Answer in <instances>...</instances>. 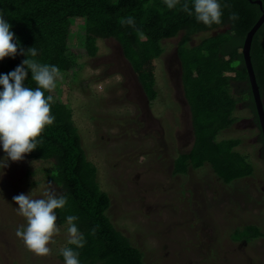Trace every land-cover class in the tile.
Wrapping results in <instances>:
<instances>
[{
  "label": "rangeland",
  "instance_id": "1",
  "mask_svg": "<svg viewBox=\"0 0 264 264\" xmlns=\"http://www.w3.org/2000/svg\"><path fill=\"white\" fill-rule=\"evenodd\" d=\"M217 31L196 33L189 43ZM69 32L73 66L59 71L51 94L72 109L86 157L110 197V220L143 252V264H264V236L231 239L235 228L248 224L264 233V146L258 121L244 120L254 118L250 109L237 103L234 122L216 139H240L235 149L252 164V175L225 184L208 163L175 174L176 157L193 142L175 51L180 34L161 41L164 51L154 59L156 95L150 98L115 38H97V54L90 57L82 44L83 20L75 19ZM51 168L50 160L24 155L3 170L0 264H64L59 250L67 244L66 223L57 225L47 255L29 250L15 235L26 220L13 196L44 198L45 188L61 193L47 179Z\"/></svg>",
  "mask_w": 264,
  "mask_h": 264
},
{
  "label": "trees",
  "instance_id": "2",
  "mask_svg": "<svg viewBox=\"0 0 264 264\" xmlns=\"http://www.w3.org/2000/svg\"><path fill=\"white\" fill-rule=\"evenodd\" d=\"M183 2L180 0V4ZM188 3L191 8V0ZM180 4L168 9L164 0H0V15L10 24L23 48L37 49L35 57L27 58L55 65L62 72L73 66L67 43L70 26L75 19H82L86 54L90 57L97 54V38H115L150 98L156 95L154 59L164 51L161 41L180 34L177 55L193 142L189 151L176 157L173 172L186 173L190 167L208 163L216 176L228 184L253 174L252 164L235 149L240 139L218 140L216 135L234 122L235 106L245 98V69L239 48L256 20L258 6L249 0H220L221 23L205 26L182 11ZM233 13L236 18L230 19ZM128 17L134 20L132 26L122 23ZM212 30L218 31L195 44L189 43L194 34ZM259 40L257 36L252 40L250 54L257 83L264 90V43ZM17 53L0 61V73L13 70L25 59L19 49ZM234 83L239 95L231 91ZM24 84L37 87L30 71ZM43 91L45 97L52 96L51 90ZM50 115L54 116L53 123L45 125L37 137L42 142L24 155L28 159L51 161L47 179L60 187L59 195L67 198L63 208L54 210L56 224H65L68 215L78 217L74 223L85 240L83 247L75 249L80 264H143V252L110 220L107 213L110 197L101 190L96 166L86 157L72 109L67 103L52 99ZM233 235V240L249 241L264 233L256 225L248 224L235 228ZM59 258L63 260L60 254Z\"/></svg>",
  "mask_w": 264,
  "mask_h": 264
},
{
  "label": "clouds",
  "instance_id": "3",
  "mask_svg": "<svg viewBox=\"0 0 264 264\" xmlns=\"http://www.w3.org/2000/svg\"><path fill=\"white\" fill-rule=\"evenodd\" d=\"M166 8L173 9L180 0H164ZM181 10L189 16H194L197 22L205 26L221 23L220 0H188L180 4ZM230 19H235L231 14ZM129 26L134 24L132 17L122 21ZM19 54L24 55L20 64L7 73H0V177L9 161H20L27 154L37 148L42 142L37 137L45 125H51L54 116L50 115V102L53 97H45L43 90H52L56 86V78L60 75L55 65L41 64L35 59L37 49L34 47L23 48L10 30V24L0 15V61L5 57L13 58ZM30 71L31 79L37 87H26L24 82L26 74ZM44 198H31L28 194H18L12 197L17 205L16 211L25 218L26 225L16 229L15 235L22 239L25 246L38 255H47L50 252L46 245L54 233L59 231L56 224L57 215L54 210L61 209L66 204V196L57 195L55 190L45 188ZM75 215L65 217L67 244L73 247H62L59 254L63 257L64 264H80L79 253L75 249L83 247L85 240L74 221Z\"/></svg>",
  "mask_w": 264,
  "mask_h": 264
},
{
  "label": "water",
  "instance_id": "4",
  "mask_svg": "<svg viewBox=\"0 0 264 264\" xmlns=\"http://www.w3.org/2000/svg\"><path fill=\"white\" fill-rule=\"evenodd\" d=\"M249 1L257 3L260 6V8L262 7L261 0H249ZM263 22H264V10L261 11L259 17L246 32L242 42L241 54H242V61L247 71L251 93L255 104V110L258 117V125L261 131V136L264 144V108L261 102L258 85L255 79V75L250 60V46H251L252 37ZM121 53H122V49H121ZM122 56L124 57L123 53Z\"/></svg>",
  "mask_w": 264,
  "mask_h": 264
},
{
  "label": "flooded vegetation",
  "instance_id": "5",
  "mask_svg": "<svg viewBox=\"0 0 264 264\" xmlns=\"http://www.w3.org/2000/svg\"><path fill=\"white\" fill-rule=\"evenodd\" d=\"M261 3H262V7L261 8L256 3L257 6H258V15H257L256 19L261 14V11L264 10V0H261ZM256 36L259 37V39H260L259 41L261 43H264V22L261 24V26L255 32V34L252 37V40L255 39ZM251 43H252V41H251ZM241 47H242V44H241V46L239 48V52L240 53H241ZM175 51H176V56L178 58L177 48H176ZM250 51H251V46H250ZM262 55L264 57V51H263V54ZM241 58H242V54H241ZM178 60H179V58H178ZM250 60H251V54H250ZM239 64H238V66H239ZM242 65L244 66V69H245V79L243 80V89L245 90V93H244L245 98L244 99H241L237 103H240L241 102V104H243V106H244L245 109L246 108L250 109V111L254 114V118H244V120H248V121H258V117H257L256 110H255V104H254V100H253V97H252L251 88H250V84H249V80H248V76H247V71H246V68H245V65H244L243 61H242ZM251 65H252V69H253V72H254V75H255V79H256V74H255V71H254V66H253L252 60H251ZM179 66H180V61H179ZM230 73H232L231 75H234L233 72H230ZM180 76H181V66H180ZM256 82H257V79H256ZM257 85H258V83H257ZM235 88H236V84L234 83L233 86H232V88H231V91H232V89H235ZM258 89H259V93H260L261 102H262L263 108H264V90L263 89L261 90L260 87H259V85H258Z\"/></svg>",
  "mask_w": 264,
  "mask_h": 264
}]
</instances>
